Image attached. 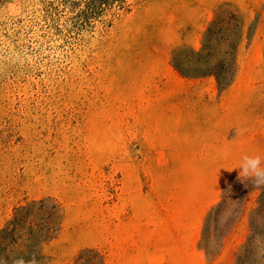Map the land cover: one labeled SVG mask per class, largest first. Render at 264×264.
<instances>
[{
  "label": "rangeland",
  "instance_id": "rangeland-1",
  "mask_svg": "<svg viewBox=\"0 0 264 264\" xmlns=\"http://www.w3.org/2000/svg\"><path fill=\"white\" fill-rule=\"evenodd\" d=\"M227 5L244 21L232 83L183 76L173 58ZM243 154H264V0H0V236L22 208L50 224L40 264H264Z\"/></svg>",
  "mask_w": 264,
  "mask_h": 264
},
{
  "label": "trees",
  "instance_id": "trees-1",
  "mask_svg": "<svg viewBox=\"0 0 264 264\" xmlns=\"http://www.w3.org/2000/svg\"><path fill=\"white\" fill-rule=\"evenodd\" d=\"M120 1V0H119ZM244 21L242 16L230 6L221 7L215 14V17L207 27L203 39L202 46L198 50L188 49L184 54L177 55L173 58L175 69L183 76H213L217 84L221 87L230 85L235 77L238 67V48L243 37ZM43 207L44 200L33 203ZM52 208H55L53 206ZM16 215L9 223L10 228L6 234L0 236V244L2 239L10 237V249L7 246L0 248L3 251L4 259L8 264H12L9 254L20 251L25 259L31 258L33 255L40 261L43 257L40 253V245L43 237L52 228L50 224L46 227L33 231L29 228L26 218L30 211H23ZM25 213V214H22ZM19 232L20 243L17 248L13 246L16 240L13 235ZM7 249V250H6ZM98 255V253H94Z\"/></svg>",
  "mask_w": 264,
  "mask_h": 264
},
{
  "label": "clouds",
  "instance_id": "clouds-1",
  "mask_svg": "<svg viewBox=\"0 0 264 264\" xmlns=\"http://www.w3.org/2000/svg\"><path fill=\"white\" fill-rule=\"evenodd\" d=\"M237 179L241 181H251L256 188H264V154H243L240 157ZM0 264H8V261L0 257ZM12 264H40V261L33 255L29 259L17 257L12 260Z\"/></svg>",
  "mask_w": 264,
  "mask_h": 264
},
{
  "label": "crops",
  "instance_id": "crops-1",
  "mask_svg": "<svg viewBox=\"0 0 264 264\" xmlns=\"http://www.w3.org/2000/svg\"><path fill=\"white\" fill-rule=\"evenodd\" d=\"M204 257L201 258L203 260ZM199 261H193L187 257L170 256H136V257H117L112 259H103L102 264H198Z\"/></svg>",
  "mask_w": 264,
  "mask_h": 264
}]
</instances>
